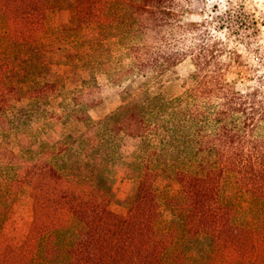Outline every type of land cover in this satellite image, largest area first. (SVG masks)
Returning a JSON list of instances; mask_svg holds the SVG:
<instances>
[{
    "label": "trees",
    "instance_id": "16d2710c",
    "mask_svg": "<svg viewBox=\"0 0 264 264\" xmlns=\"http://www.w3.org/2000/svg\"><path fill=\"white\" fill-rule=\"evenodd\" d=\"M52 1L0 0V15L7 20L0 36L11 49L0 64V134L6 137L0 136V167L8 172L0 181L5 183L0 219L6 221L18 189L30 190L34 211L26 242L18 252L10 247L1 252L0 264H264V106L257 109L230 95L223 75L228 66L207 74L216 46L202 66L196 58L189 107L156 119L137 86L160 81L177 66L170 59L164 64L151 59L142 44L146 6L163 0H74L72 33L84 24L98 32L87 42L92 47L84 67L90 76L100 72L122 88L129 81L123 94L137 93L94 121L88 108L101 100L94 74L87 91H76L87 108L65 117L48 107L61 75L54 69L55 80H44L50 74L47 50L38 49L47 13L57 8ZM111 41L118 45L115 55ZM25 45L29 53L23 60L19 47ZM97 53L109 55L92 63ZM18 60L22 67L15 65ZM12 72L24 79L9 84ZM221 94L219 106L209 101ZM25 98L44 108L14 125L10 115ZM74 120L87 123V130L67 128ZM59 125L64 128L59 140L46 147L42 130ZM12 134L23 139L24 157L5 143ZM127 138L141 139L148 157L135 167L136 186L125 211H116L111 173L123 160L120 148Z\"/></svg>",
    "mask_w": 264,
    "mask_h": 264
},
{
    "label": "rangeland",
    "instance_id": "374dc122",
    "mask_svg": "<svg viewBox=\"0 0 264 264\" xmlns=\"http://www.w3.org/2000/svg\"><path fill=\"white\" fill-rule=\"evenodd\" d=\"M74 0H61L56 3L55 0L52 1L53 5L57 6L56 9L50 10L46 16L45 28L40 34L39 48H44L47 50V63L50 74L45 75L44 80H50L53 82L55 79L51 76V71L54 69L58 75H61L59 91L49 99L48 107L56 111L58 115H63L69 117L73 113H82L85 109V96L78 98L76 96V91L82 89H89L90 83L94 81L92 77L96 75L95 83L98 86V95L101 96V100H98L95 104L88 108V114L94 121H99L106 116L114 113L123 105V98L132 99L137 92L131 93V95L123 94V90L126 89L125 86L119 87L115 83H112L110 78L106 75L99 74L100 72L95 71L94 74L90 76V70L84 67L86 59L89 56V50L91 45L87 42L91 39L98 37V32L89 26L84 24L82 29L78 33H72L71 28L73 27L72 13L70 5ZM216 10L215 8L213 9ZM256 11H259L258 9ZM1 14V13H0ZM217 19L223 20V17H218ZM247 18H245L246 20ZM7 21L2 15H0V25L2 22ZM264 27V23L253 20L246 26L251 29H255L253 36L257 35L259 28ZM245 24H241L244 27ZM223 24H221L220 30H223ZM3 28L0 26V32ZM111 53L110 55H115L118 50V45L111 41L110 44ZM21 59L26 60L28 57V47L27 45L19 47ZM11 49L9 44L5 42L0 36V64L3 62L4 55L10 53ZM22 54V55H21ZM108 53H97L93 56L91 62L96 63L98 56H108ZM76 56V57H74ZM84 58V59H82ZM23 60H18L15 65L22 67L24 65ZM72 62V63H71ZM235 63L240 67L243 65L240 62L239 55H236ZM72 64L74 67L80 68L77 72L76 70H67L65 65ZM14 65V66H15ZM103 71L102 69H100ZM231 71V64L228 65L226 72ZM21 72V70H18ZM172 76H164L162 80L155 81L150 84L138 83L137 88L146 94V99L150 106L152 107L153 114L156 119L163 118L168 112L174 109L186 110L189 107L188 93L194 87V81L192 79L191 73L186 79H181V77L173 69ZM225 72V73H226ZM79 73V74H78ZM9 74V73H8ZM241 73H237L239 77ZM64 76V77H62ZM23 74L15 75L13 72L11 76H7L9 84H16L23 80ZM86 80L88 83H84ZM19 84V83H18ZM217 97L209 99V101L215 106H219L214 103ZM79 100V101H78ZM81 102V105L78 104ZM16 109L10 117L14 121V125H21L25 121V116L30 114L40 113L44 108L43 104L37 102V104H30V100L24 99L19 103H15ZM48 108V109H49ZM87 108V107H86ZM25 123V122H24ZM77 126L81 128L82 131L87 130L88 124L81 123L80 125L74 120L69 123L67 128L75 129ZM0 131L2 129L0 128ZM41 141L46 147L54 145L64 131V128L59 125L53 128H46L42 130ZM1 140L5 137V134H0ZM7 140V139H6ZM9 140V141H8ZM5 142L8 146L14 147L15 151L19 153L21 157L27 155L28 152L22 147L21 142L23 139L16 140L12 134L8 137ZM39 144H36L38 146ZM35 146V147H36ZM34 150V148H33ZM120 154L123 156V160L118 159L117 166L111 173L112 179V208L116 211H125V202L132 194L136 186V166H144L148 157V149L144 146L141 139L127 138L124 141V145L120 148ZM124 161V163H123ZM7 170L1 169L0 167V181H6ZM0 184V191L3 190V185ZM176 187H172L171 190L175 191ZM13 204L12 208L8 214L6 221L3 223L0 219V253L3 252L7 247L14 249L18 252L27 240V236L31 231L34 222V211H33V199L31 197V192L28 188L14 190L12 193ZM22 262L20 264H25ZM28 264H44L40 261L28 262Z\"/></svg>",
    "mask_w": 264,
    "mask_h": 264
},
{
    "label": "clouds",
    "instance_id": "9594fccd",
    "mask_svg": "<svg viewBox=\"0 0 264 264\" xmlns=\"http://www.w3.org/2000/svg\"><path fill=\"white\" fill-rule=\"evenodd\" d=\"M146 8L141 35L147 56L159 64L166 59L176 61L175 72L186 79L199 71L196 58L202 66L205 59H211L209 52L216 46V59L206 69L207 74L215 75L218 67L231 64V71L223 74L230 95L247 100L257 109L264 106V27L257 24L259 32L253 36L255 29L246 26L253 20L264 23V0H163ZM237 54L243 67L235 63ZM153 74L147 72L149 77ZM167 75L172 76V72ZM222 100L223 94L214 103L219 105ZM235 106L239 107V102Z\"/></svg>",
    "mask_w": 264,
    "mask_h": 264
}]
</instances>
